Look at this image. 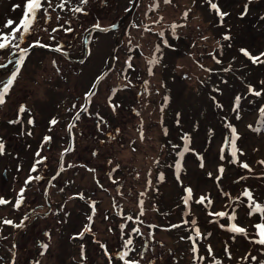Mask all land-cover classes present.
<instances>
[{"label": "rangeland", "instance_id": "obj_1", "mask_svg": "<svg viewBox=\"0 0 264 264\" xmlns=\"http://www.w3.org/2000/svg\"><path fill=\"white\" fill-rule=\"evenodd\" d=\"M133 1L41 0L29 32L20 39L21 29L17 39L0 49V63L18 48L12 45L28 46L40 35L45 42H60L81 60L88 31L97 24L114 25ZM170 2L163 8L165 23L182 25L190 4L196 19L167 46L147 33L154 23L145 22L152 0H140L124 37L118 39L115 63L111 56L121 31L95 33L77 73L45 51L27 57L15 95L17 102L26 99L36 109H47L38 127L58 114L55 104L63 106L62 97L73 95V89L79 90L84 108L96 80L115 64L81 114L78 149L69 157L78 165L70 161V171L53 190L58 192L53 197L58 207L66 201V214L39 224L51 232L44 259H55L53 264L72 259H95L98 264L104 259L112 264H264V244L257 242L264 225V63H253L241 51L264 60V0H212L225 14L222 18L209 0ZM25 10L26 0H0V35H10ZM9 20L13 24L5 27ZM206 34L212 38L205 48ZM133 44L140 47L135 55L129 53ZM145 54L158 61L152 70ZM132 61L137 65L133 69ZM143 70L153 75L155 92L151 89L148 97L149 86L138 88L140 75L145 83ZM8 79L2 71L0 82ZM51 79L56 86L48 85ZM131 79L137 82L131 84ZM117 90L121 94L116 97ZM106 134L116 142L104 144ZM58 162L59 153L54 171ZM71 193L81 197L79 211L72 200H65ZM201 197L203 203L198 202ZM152 200L160 209H145L146 219L155 224L165 217L170 233L158 230L159 225L139 227L131 221L139 215L137 207L153 206ZM220 212L226 215H217ZM233 225L244 232L234 231ZM135 228H140V236L134 235ZM33 254L40 255L35 248Z\"/></svg>", "mask_w": 264, "mask_h": 264}, {"label": "flooded vegetation", "instance_id": "obj_2", "mask_svg": "<svg viewBox=\"0 0 264 264\" xmlns=\"http://www.w3.org/2000/svg\"><path fill=\"white\" fill-rule=\"evenodd\" d=\"M35 39L28 46L16 48L9 54L8 58H1L5 61L0 63V65L5 66L0 67V73L4 71L11 79L12 73L16 70L15 62L21 56L23 57V63L20 65L16 79L4 94L5 102L0 104V143L4 146L3 152L0 153V199L5 201V203L0 204V264H53L55 262V259H44V252L47 254L49 248L48 246L45 247L47 245L46 240L48 236L51 237V232L48 225L40 229L39 224L42 221H47L51 216L61 220V216L66 214L64 213L66 201L61 207H58V204L53 201V197L58 192L53 193V190L61 185L62 177L70 171L69 162L71 160H69V157H75V152L78 149L77 132L82 117L80 115L76 118L82 110L79 90L75 91L73 89V95L63 96L61 101V103H64L63 106H60L59 102L55 104L54 107L59 109L58 114H52L51 117L46 119L43 127H38L41 126L39 121H41L43 114H46L47 109H36L26 99L17 102L16 86L21 82L19 78L27 65V57L36 50L45 51L48 54L55 55L62 61H66L76 73L82 65L80 55L63 47L60 42H45L42 35H40V38ZM37 41L40 45L48 43L51 46L48 48L34 46ZM65 53L69 57H66ZM10 60L11 63L7 66ZM57 70L60 69L57 68ZM107 78L108 76L94 90L95 82L92 88L94 93ZM8 80L0 82V91L3 90L4 84ZM52 80L47 82H49L48 85L54 87L56 85ZM76 82L72 80L74 86H76ZM63 83L66 85L68 80ZM91 97L88 103L89 106H91ZM49 99L50 101L54 100L52 96ZM43 102L44 107H48L49 101L47 98ZM85 103L86 97L84 105ZM21 108L24 110L20 111ZM62 110L65 113H60ZM74 119L76 120L72 124ZM53 120L55 121L54 124L51 123ZM28 153L29 155H27ZM58 153L59 162L54 171ZM71 162L73 165H78L77 161ZM22 188H25V190H21ZM65 200H72L76 204L75 209H78L81 203V197L77 193H71ZM18 201L20 202L19 206H17ZM86 204L90 205L89 203ZM61 211L62 215L60 214ZM92 215L91 213L90 221L93 219ZM69 216L66 215L64 218L67 219ZM88 226H91L90 222ZM47 243L49 244V242ZM34 248L38 249L39 256H34ZM107 260L104 259V264H112V260ZM66 263L98 264L95 259H72L71 262Z\"/></svg>", "mask_w": 264, "mask_h": 264}, {"label": "trees", "instance_id": "obj_3", "mask_svg": "<svg viewBox=\"0 0 264 264\" xmlns=\"http://www.w3.org/2000/svg\"><path fill=\"white\" fill-rule=\"evenodd\" d=\"M171 0H169V2H166V0H152V4H151V6L149 7V10H150V15H149V17H147V20H145V22H147V23H150V21L151 22H154V23H152V24H150L149 26H148V28L146 29L147 30V33L149 34V36L152 38V37H155L156 38V36L159 38L158 40L162 43V45L163 46H167V44L169 43V41L170 40H172V39H174V38H178L179 37V35L182 33V32H184V31H186V30H188L189 28H191V26H192V24L194 23V21H195V17H193L194 15H192V17H191V14H192V12H193V14H194V11L195 10H193V8H192V6H193V4H190L189 6H187L185 9H186V13L188 14L187 15V17H185L184 18V22H183V24L182 25H180V26H178V22L176 21L175 23H170V24H168V23H165V20H166V18L164 17V12H163V8L164 7H166V6H168V5H170L172 2H170ZM126 14V13H125ZM124 14V15H125ZM135 15V14H134ZM134 15H133V17H134ZM151 17V18H150ZM131 19L132 18H130L128 21H127V23H126V26L129 24V22L131 21ZM161 22H162V27H161ZM175 25V28L173 29V26ZM163 26H164V28H163ZM204 29V28H203ZM202 32V31H201ZM120 35V34H119ZM207 36V37H206ZM124 37V36H123ZM117 38H118V36H117ZM212 37L210 36V35H205L204 37H203V40L205 41V48H206V46L207 45H209L208 44V42H209V40L211 39ZM130 47V51H129V53L131 52V54L132 55H135L136 54V51L137 50H139L140 49V47L138 46V45H136V44H133V45H130L129 46ZM129 53H126L128 56H130L129 55ZM126 54H124V55H126ZM127 55H126V57H127ZM144 57V56H143ZM145 58L146 59H149V60H145V62L148 64V66H149V70H152L151 68L155 65V66H157L158 65V61L157 60H155L154 59V57L153 56H151V55H146L145 54ZM133 60H134V58H133ZM153 60H155L156 62L155 63H152L151 61H153ZM130 65H132L133 67H132V69L133 68H135V67H137V65H136V62H134V61H132V64H130ZM131 69V70H132ZM114 71V70H113ZM113 73V72H112ZM112 73H110L109 75H108V77L112 74ZM142 73L144 74V77H145V83H143V82H141V78H140V76H139V78H138V83H139V87L138 88H142L143 90L144 89H146V87L147 86H149V91H148V94H147V96L146 97H148V95L151 93V89H152V91L153 92H155V89H154V82H151V79L153 78V75L152 74H148L147 72H145V70H143L142 71ZM123 77H124V75H122V79H123ZM125 80H127V78H124ZM137 82V80L136 79H131V84L132 83H136ZM246 83H247V81H245ZM156 92H160L159 90H157ZM121 94V92L119 91V90H117L116 91V94H114V96H119ZM96 96V94L94 93V95L91 97V102H92V99H93V97H95ZM110 102V101H109ZM110 105H112V102H110ZM127 107V106H126ZM123 112H124V110H122ZM82 119H83V117H81L80 118V121L82 122ZM144 121V117H142L141 118V123ZM112 131H116V130H113V129H111ZM144 132L145 131H143V128H141V135H144ZM110 134H112V133H110ZM110 134H106L105 136V143L104 144H110V143H112L113 141H115L114 139H111V136H110ZM115 134V133H114ZM116 142V141H115ZM147 202V201H146ZM145 202V203H146ZM152 202H153V200H152ZM145 204H142V206L141 207H137L138 208V210H140V211H138L137 213H139V215L138 216H136V217H133L132 216V218H131V221L134 223V224H137V225H139V227H141L142 225H147V226H150V227H153L154 228V225H159L160 227L158 228V230H161V231H163V232H166V233H170L171 232V227H168V226H164L165 224H164V222H166L167 220H165L164 218L165 217H163L162 218V222H159L158 220H156L157 222L154 224V223H152V224H150V221L149 220H147L146 218H147V213H148V211L147 210H145V209H151V210H153V211H155V212H157V211H159V209H160V206L156 203V202H153V206H145ZM142 211V212H141ZM136 213V212H135ZM139 231H140V228H135V233H134V235H137V236H140L139 235ZM164 245H165V247H163V248H165L166 250H168L167 248H169V252L171 251H173L169 246H168V244H167V241H161ZM125 259V258H124ZM172 259H174V258H172ZM135 262V261H134ZM132 263V264H135V263ZM171 263V261H169L168 260V264H170Z\"/></svg>", "mask_w": 264, "mask_h": 264}, {"label": "snow or ice", "instance_id": "obj_4", "mask_svg": "<svg viewBox=\"0 0 264 264\" xmlns=\"http://www.w3.org/2000/svg\"><path fill=\"white\" fill-rule=\"evenodd\" d=\"M82 2L84 3H87V0H82ZM166 2H169V0H166ZM209 3L211 5V7L213 9H215L217 11V13L221 16V18L225 15L224 13H221L219 8H217V6L212 3V0H209ZM58 7H61L63 8V4L61 5H58ZM41 8V0H26V10L23 14V18L21 19V22L20 24L15 28L13 29V32L10 34V35H0V49H4L5 47L8 46V44L11 43V40H15L17 39L15 33L16 32H19L21 29H23V32L21 33V36H20V39H23V35L25 33H28L31 26H32V23L33 21L35 20V16H36V12L37 10H39ZM75 11L79 12L81 11L80 8H76ZM187 13H185V17H187ZM13 24V21L9 20L7 22V24L5 25V27H8V26H11ZM97 28H99V25L97 24L96 25ZM175 28V25L173 26V29ZM225 39H228L227 36H225ZM13 47H19L18 44L16 45H12ZM34 46H40V47H46L45 45H40L39 44V41L36 42V45ZM59 50V49H57ZM242 53L247 56L250 60L253 61V63H256L257 61L259 62H262L264 63V60H261V57L260 56H252L250 55V53L247 51V50H244V49H241ZM261 55H264V54H261ZM11 62V60H10ZM152 63H155L156 61L153 60L151 61ZM16 70L12 73V76H11V79H9L5 84H4V87H3V90L0 91V104H3L5 101H4V94L8 91V88L11 86L12 82L16 79V76L20 70V65L23 63V57L21 56L19 60H17L16 62ZM0 67H5L4 65H0ZM260 93H256V95H259ZM239 99V98H237ZM24 109L21 108L20 111H23ZM51 123H55V121L53 120ZM233 133H235V129H233ZM47 139V138H46ZM234 147V145H233ZM3 144L0 143V153L3 152ZM233 156H235V151H233ZM244 167H248L246 164L243 165ZM35 170V169H33ZM221 172H223V169H220ZM37 179H39V177H37ZM187 192H188V197L190 198L191 197V194H192V190L189 188L187 189ZM245 195L249 197V199H251V194L248 193V192H245ZM205 200V197H201L200 200L198 201L199 203H203ZM188 202V198L185 199V204H187ZM5 203V201H3L2 199H0V204H3ZM19 201L17 202V206H19ZM208 203L210 204L211 201H208ZM217 215H220V216H224L226 215L225 213L223 212H220V213H217ZM6 223H11L10 221H5ZM233 230L236 231V232H244V229L243 228H240V227H237L235 225H233ZM197 235H199V232L197 231ZM259 235H260V240L257 241L258 243H261V244H264V225H261L260 226V232H259ZM127 243L131 244V240H129ZM47 247V246H45Z\"/></svg>", "mask_w": 264, "mask_h": 264}, {"label": "water", "instance_id": "obj_5", "mask_svg": "<svg viewBox=\"0 0 264 264\" xmlns=\"http://www.w3.org/2000/svg\"><path fill=\"white\" fill-rule=\"evenodd\" d=\"M140 0H134L133 4L131 6V9L129 10V12L127 14L124 15V17H122L117 23H115L114 25L110 26V27H101L99 26V28H97L96 26H93L89 32L88 35L85 39V54H84V58L80 60L81 63H83L88 55H89V45L88 42L90 40L93 39L94 34L97 32L100 33H106V32H113V31H117V30H121L120 35L118 36V38L116 39V43L112 52V60L113 63L116 62V53H117V49H118V39L122 38L124 36V32H125V28H126V23L127 21L133 17V15L135 14L137 7L139 5ZM66 57H69L68 54L65 53ZM11 62L9 61L7 66L10 64ZM115 64L112 67L107 68V70L97 79L94 90L96 89V86H98V84L106 77L108 76L113 68H114ZM94 91L92 90L87 96H86V103H85V107L82 108V110L80 111V113L76 116V118H78L83 112H85L86 108L88 107V103H89V99L90 97L93 95ZM76 119L73 120L72 124L75 122Z\"/></svg>", "mask_w": 264, "mask_h": 264}]
</instances>
